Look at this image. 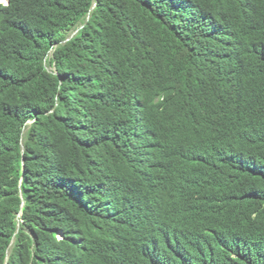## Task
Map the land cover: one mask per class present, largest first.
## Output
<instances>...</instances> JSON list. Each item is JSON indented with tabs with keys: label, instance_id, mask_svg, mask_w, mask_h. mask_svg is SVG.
<instances>
[{
	"label": "trees",
	"instance_id": "1",
	"mask_svg": "<svg viewBox=\"0 0 264 264\" xmlns=\"http://www.w3.org/2000/svg\"><path fill=\"white\" fill-rule=\"evenodd\" d=\"M0 264H264V0H0Z\"/></svg>",
	"mask_w": 264,
	"mask_h": 264
},
{
	"label": "rangeland",
	"instance_id": "2",
	"mask_svg": "<svg viewBox=\"0 0 264 264\" xmlns=\"http://www.w3.org/2000/svg\"><path fill=\"white\" fill-rule=\"evenodd\" d=\"M1 1H5V0H1ZM75 32H76V28L73 27L70 31H67V33H65V34H67V37H70V36L74 35ZM49 68L51 69V67H49Z\"/></svg>",
	"mask_w": 264,
	"mask_h": 264
},
{
	"label": "water",
	"instance_id": "3",
	"mask_svg": "<svg viewBox=\"0 0 264 264\" xmlns=\"http://www.w3.org/2000/svg\"><path fill=\"white\" fill-rule=\"evenodd\" d=\"M6 2H8V0H6Z\"/></svg>",
	"mask_w": 264,
	"mask_h": 264
}]
</instances>
